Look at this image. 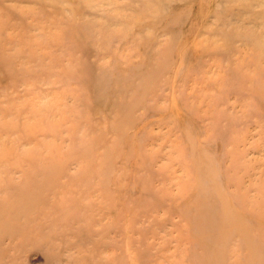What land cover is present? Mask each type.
<instances>
[{
	"label": "rangeland",
	"instance_id": "obj_1",
	"mask_svg": "<svg viewBox=\"0 0 264 264\" xmlns=\"http://www.w3.org/2000/svg\"><path fill=\"white\" fill-rule=\"evenodd\" d=\"M217 2L0 0V264H264V54L215 32L264 0ZM192 140L248 231L195 221Z\"/></svg>",
	"mask_w": 264,
	"mask_h": 264
},
{
	"label": "bare ground",
	"instance_id": "obj_2",
	"mask_svg": "<svg viewBox=\"0 0 264 264\" xmlns=\"http://www.w3.org/2000/svg\"><path fill=\"white\" fill-rule=\"evenodd\" d=\"M217 4L220 3L219 7L217 8L215 15L216 17L222 18V17H231L232 14L230 13L234 7H226V4H229L230 0H217ZM232 1V0H231ZM246 1V0H244ZM260 2V0H257ZM244 2L241 4L243 5ZM256 6L251 5L247 8L243 7V9H238L239 12H245L243 13L246 15L244 18L243 27L234 26L231 29L226 28V30L221 27L220 29H217L215 32L220 33V35H223V37L226 39L227 45L224 48H218L217 51L227 60L230 62L231 57L234 53L239 51V48L236 47L235 43L236 41H239L242 43L244 47H253L255 52L259 56H263L264 52V7L260 6V11H253ZM263 16V17H262ZM257 20H261V22H258ZM257 21V22H256ZM143 23V22H142ZM141 24V23H139ZM139 24H135L139 25ZM251 24V25H250ZM144 27V26H143ZM142 28V27H140ZM241 28V30L239 29ZM231 34V35H230ZM232 34L236 36H232ZM215 38L218 34H211ZM208 52H201L198 56L194 57L193 64L198 65L201 63V58L205 57ZM179 58H181V54L177 55ZM201 60V61H200ZM195 62V63H194ZM191 66V65H189ZM137 67V66H136ZM163 67V66H162ZM163 70V71H161ZM161 72H164V68L160 69ZM147 72V71H145ZM143 71L137 72L135 74L136 79L138 77H141L144 75ZM237 70L231 71L232 79L236 80L234 84H231L230 89L238 94V96L242 95V91H246V88L242 82L238 81L237 78L242 77L240 74L235 78ZM153 73V72H151ZM264 75V71L261 72V75ZM154 75H157L154 74ZM247 81L250 84L248 85V93L247 95L252 99H260L263 98V93L258 92V90L252 88L253 85V79L250 77L244 78L243 81ZM238 82V83H237ZM241 89V91L239 90ZM238 96L236 99H238ZM245 102L240 103V101L237 100V105L244 106ZM236 105L235 102H232L229 100L228 102H225V106L228 109H234V106ZM262 109L259 110V113L264 116V106L261 107ZM187 127V126H186ZM190 155L193 158V163L196 164V171L194 172V175L196 177V183H195V189L196 193L195 195V201L198 204L197 211L195 214H193V217L196 219L197 222H203L206 224V228L203 229L205 231V234L209 237L215 235V233L218 232V234H222L224 231L219 230L220 228L217 227L218 221L222 218H225L228 221L229 226L232 229H239L238 231L242 233V231H248L252 227V222L250 219L244 215L242 208H240L236 202V197L230 193H225L223 191V187H227L226 179L228 176L222 177L220 172H218L213 165L207 162L206 154L205 152H201V147L196 146V142H191V151ZM212 193V194H211ZM210 194V195H208ZM247 205V204H246ZM216 211L215 215H211L212 213ZM218 210V211H217ZM242 215V216H241ZM202 220V221H200ZM197 225L199 223H196ZM202 226V225H200ZM229 228V227H228ZM203 230L201 231L203 234ZM230 228L227 230L229 232ZM241 235V236H240ZM239 237L241 239H244L246 244H252V240H250L249 236L247 234H240ZM229 237L232 235H228ZM200 237V236H198ZM205 261H207L208 264H217L218 260L215 256L209 257L207 254H205L202 257ZM250 264H257L260 260V254L255 253L251 258Z\"/></svg>",
	"mask_w": 264,
	"mask_h": 264
}]
</instances>
